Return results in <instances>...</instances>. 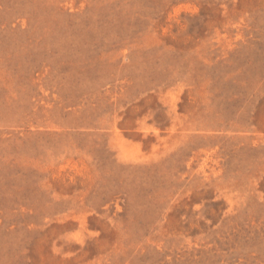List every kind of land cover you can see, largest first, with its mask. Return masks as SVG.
Returning a JSON list of instances; mask_svg holds the SVG:
<instances>
[{
	"label": "rangeland",
	"instance_id": "rangeland-1",
	"mask_svg": "<svg viewBox=\"0 0 264 264\" xmlns=\"http://www.w3.org/2000/svg\"><path fill=\"white\" fill-rule=\"evenodd\" d=\"M0 264H264V0H0Z\"/></svg>",
	"mask_w": 264,
	"mask_h": 264
}]
</instances>
